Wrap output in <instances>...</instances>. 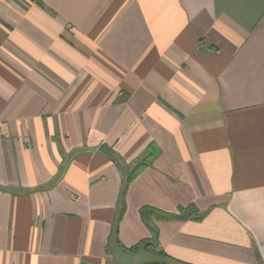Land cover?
Instances as JSON below:
<instances>
[{
    "label": "crops",
    "instance_id": "obj_1",
    "mask_svg": "<svg viewBox=\"0 0 264 264\" xmlns=\"http://www.w3.org/2000/svg\"><path fill=\"white\" fill-rule=\"evenodd\" d=\"M264 264V0H0V264ZM174 260V262L172 261ZM178 261V262H175Z\"/></svg>",
    "mask_w": 264,
    "mask_h": 264
},
{
    "label": "trees",
    "instance_id": "obj_2",
    "mask_svg": "<svg viewBox=\"0 0 264 264\" xmlns=\"http://www.w3.org/2000/svg\"><path fill=\"white\" fill-rule=\"evenodd\" d=\"M100 150L103 151L118 167L121 175V187L116 205L114 217L111 221L110 232L107 238L108 250L113 251L118 249L126 254H133L140 250L148 252H155L163 260L160 264H165L167 257L164 253L156 251L157 240V222L158 221H185L194 220L199 221L205 216V212H200L194 204H188L186 206H179L176 212H168L152 206H142L139 208V217L143 224L150 232V237L142 239L133 246L125 247L122 245L118 238L119 224L126 208L125 194L129 183L147 166H149L154 158L158 155L159 151L154 145H150L146 152L138 158L133 164H128L120 160L114 153L101 146ZM174 262V260H172ZM178 262V261H175Z\"/></svg>",
    "mask_w": 264,
    "mask_h": 264
}]
</instances>
